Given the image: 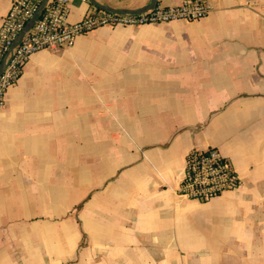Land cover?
Listing matches in <instances>:
<instances>
[{
    "label": "crops",
    "instance_id": "0c3cea01",
    "mask_svg": "<svg viewBox=\"0 0 264 264\" xmlns=\"http://www.w3.org/2000/svg\"><path fill=\"white\" fill-rule=\"evenodd\" d=\"M210 1L30 56L0 108V264H264V0ZM98 9L70 0L69 20ZM209 147L242 186L186 198Z\"/></svg>",
    "mask_w": 264,
    "mask_h": 264
},
{
    "label": "built area",
    "instance_id": "2783aa9c",
    "mask_svg": "<svg viewBox=\"0 0 264 264\" xmlns=\"http://www.w3.org/2000/svg\"><path fill=\"white\" fill-rule=\"evenodd\" d=\"M42 0H12L0 26V108L8 89L23 72L30 56L43 49L59 51L72 47L80 35L100 26H141L175 20H199L212 9L210 0H182L178 5L157 2L140 12L93 10L78 21L69 20L70 0H49L34 25L14 42ZM242 180L231 160L219 149H191L185 159V175L178 188L189 199L208 201L226 191L237 190Z\"/></svg>",
    "mask_w": 264,
    "mask_h": 264
},
{
    "label": "water",
    "instance_id": "95a60500",
    "mask_svg": "<svg viewBox=\"0 0 264 264\" xmlns=\"http://www.w3.org/2000/svg\"><path fill=\"white\" fill-rule=\"evenodd\" d=\"M49 0H42L38 9L35 11V13L33 14V16L29 19V21L26 23L25 28L20 32V34L18 35V37L16 38L14 45L18 44V42L22 39L23 35L34 25L35 21L38 19V17L41 14V11L44 9V7L46 6L47 2ZM94 3H96L100 8L104 9V10H109V11H113V12H119V13H124V12H135V13H140L146 10H149L151 8L154 7V5L157 3V0H151L146 6H144L143 8H139V9H118V8H113L111 6L108 5H104V4H99L97 2H95V0H91ZM4 67V63H2L1 67H0V71L2 70V68Z\"/></svg>",
    "mask_w": 264,
    "mask_h": 264
}]
</instances>
